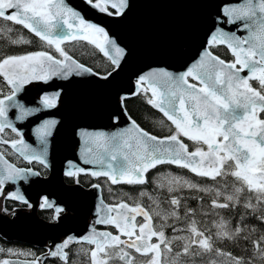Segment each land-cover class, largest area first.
I'll use <instances>...</instances> for the list:
<instances>
[{"label":"snow or ice","instance_id":"1","mask_svg":"<svg viewBox=\"0 0 264 264\" xmlns=\"http://www.w3.org/2000/svg\"><path fill=\"white\" fill-rule=\"evenodd\" d=\"M85 2L108 15L123 16L129 8L128 0ZM219 24L234 25L236 31H227ZM16 25L27 29L49 48L54 47L61 58L50 51L0 58V79L9 89L5 93L0 88V145L10 146L13 155L29 163L35 161L48 167L46 148L33 149L9 117L13 108L18 109L15 119L20 121L41 112L40 108H26L19 103L17 94L33 82L48 83L56 77L68 79L92 73V69L65 51L61 46L65 42L83 40L93 44L114 68L120 66L125 50L117 46L103 27L87 21L66 0H0V38L10 44L30 43L17 34ZM214 29L204 51L183 72L160 69L137 78V91L132 95L146 96L147 103L174 126L171 134L151 135L134 120L130 126L110 133L79 131L83 163L98 169L72 166L75 170L67 172L70 177L81 173L105 177L112 185H147L150 170L160 165H175L212 183L159 175L156 189L167 193L166 196L161 198L146 191L138 193L139 198H148L149 207L141 199L133 203L119 197L112 204L101 201L87 234L68 235L39 256L0 248V253L6 252L8 256L32 257L27 261L0 259V264H44L49 258L59 259L61 264H75L69 256L72 244L94 246L79 250L89 258L90 264H264V0H243L223 6ZM237 32L246 35H237ZM221 45L229 50L232 60L225 61L211 51ZM245 72L246 75L242 74ZM110 75L108 72L103 78ZM128 98L126 95L122 99ZM58 99L59 93L44 95L43 108L56 107ZM113 119L118 122L119 117ZM57 123L54 119H45L36 128L45 145ZM6 129L18 138H5ZM185 139L191 143V150ZM5 151L0 148V196L6 201L28 204L18 189L13 188L5 195V188L29 174L39 176L40 173L10 163ZM228 177L233 178L231 185ZM93 187L99 189L100 185ZM184 190L197 195L181 196ZM205 196L210 198L207 211L203 205ZM189 198L199 202L198 208L188 205ZM164 203L169 207H162ZM42 207H52L47 198ZM224 210L235 213V222L221 214ZM55 211L58 217L63 209ZM198 214L213 217L211 229L198 226L202 223L196 219ZM154 217L161 223L154 225ZM181 224L184 226H178ZM96 225L111 226L116 234L100 231ZM256 225L260 226L259 235ZM168 228L172 236L166 234ZM217 241L231 243L249 254L233 256L217 247ZM137 256L143 258L142 262Z\"/></svg>","mask_w":264,"mask_h":264},{"label":"water","instance_id":"2","mask_svg":"<svg viewBox=\"0 0 264 264\" xmlns=\"http://www.w3.org/2000/svg\"><path fill=\"white\" fill-rule=\"evenodd\" d=\"M66 2L80 11L87 21L103 27L117 46L125 50V55L120 66L109 71L112 75L107 79L103 77L108 72L94 75L92 73L97 72L92 69V73L73 75L68 79L56 77L48 83L33 82L26 85L17 94L16 100L26 108H40L41 112L36 116L20 121L15 119L18 109L13 108L9 111V117L23 133L24 140L36 151L46 148L48 167L42 166L48 171V175L29 174L26 179L18 180L15 185L10 184L5 188V195L13 188L18 189L31 203V207L28 211L21 207H16L8 213L0 211V236L33 245L47 244L48 249L54 244H60L68 235L79 237L87 234L95 222L94 213L101 201L108 204L102 198L100 188L93 187L95 184L84 190L81 188L84 193H88L89 190L94 193L82 195L87 200L85 203H89V211L83 219L71 220L69 216L73 215L75 210L73 209L74 212L71 213L69 210L72 208H68V205L62 202L64 195L71 193L66 192L63 189L65 187L74 188L80 194L77 188H80L81 184H68L65 181V177H69L67 172L75 170L72 166L89 170L98 169V166L83 163V143L78 132L110 133L130 126L133 119L128 114L122 98L126 95L129 98L135 96L132 93L137 91L138 76L160 69L175 73L183 72L209 43L221 8L241 3L243 0H128L129 8L123 16L100 13L90 7L85 0ZM217 26L224 27L227 31H236L234 25ZM236 34L246 35L242 32ZM56 93H59L56 107L44 109L43 96H52ZM114 117H119L118 122L114 121ZM45 119H54L58 122L46 145L36 133V128ZM9 162L13 163L10 160ZM20 168L36 171L31 167ZM57 186L62 187L58 189ZM71 195L76 196V193L72 192ZM42 196H44L42 205L47 198L54 209H63L56 220L49 221L38 214L37 207ZM2 198L3 196L0 197V202ZM97 229L110 231L107 228ZM47 251L42 254H46ZM7 259L30 260L19 256Z\"/></svg>","mask_w":264,"mask_h":264},{"label":"trees","instance_id":"3","mask_svg":"<svg viewBox=\"0 0 264 264\" xmlns=\"http://www.w3.org/2000/svg\"><path fill=\"white\" fill-rule=\"evenodd\" d=\"M9 26L12 25L9 24ZM15 29H18V33H17L18 35L23 36L26 40H29L31 42L27 44H10L5 39L0 38V58L7 55H23L35 51H50L53 55L57 56V58H60L59 54L55 51L54 47L49 48L43 41H41L34 34L30 33L27 29H23L22 26L19 25H16ZM15 36L16 34L13 35V38H15ZM61 46L65 49V51L68 52L69 55L73 56L80 63L87 65L88 67H90L99 74H106L107 72L113 69V66L111 65L109 59L105 57L98 48H96L93 44L89 42L83 40L69 41L62 44ZM211 50L213 53H215L225 61L232 60L231 54L229 53L227 48L223 45L218 47H213L211 48ZM0 88H3L5 93L9 92L8 87L3 83L2 79H0ZM148 95L150 96V93ZM124 105L130 117L148 132L155 134L157 136H167L171 134L170 129L174 128V126L171 125V123L163 116V114H161L153 106L147 103L146 96L144 95L132 96L124 100ZM184 141L186 143H189V148L191 150L192 149L191 143L187 139H185ZM8 158L14 161L12 156H8ZM38 168L40 167L38 166ZM165 168L168 170L175 169L177 171H180L185 175L190 176L192 180L197 181L198 183L201 184L212 183V181L210 180L195 176L194 174L190 173L187 169L177 168L175 165H160L156 169L150 170L147 173L150 183L147 185H128L125 183L112 185L110 181H108L105 177L103 178H93L91 176L88 177H90L93 182H98L101 186H154L153 180L156 177L155 172H158ZM43 172H46V170H44ZM232 180H233L232 177L227 178V182L229 183V185H231ZM192 206L196 208V203L194 201ZM222 214L225 217L232 216L233 218L234 216L235 218V213H229L227 210H224ZM228 214H232V215H228ZM220 242H223L224 244L228 245V242L225 241H220ZM10 243H11L10 246H12L13 248L16 247L17 245L19 246H21V244L23 245L22 242L16 240H11ZM241 247H243V245ZM231 252L235 256L248 255V253L242 252L240 248H236V247L233 248Z\"/></svg>","mask_w":264,"mask_h":264},{"label":"flooded vegetation","instance_id":"4","mask_svg":"<svg viewBox=\"0 0 264 264\" xmlns=\"http://www.w3.org/2000/svg\"><path fill=\"white\" fill-rule=\"evenodd\" d=\"M232 59H233V57H232ZM252 83H253L254 87L257 86V82L254 81ZM5 132L7 134L5 138H18V137H16L15 133H10L7 129L5 130ZM0 148H5L6 149L5 156L7 158H8V156H12L14 161L10 160L9 158L8 159L10 161H12L14 164H16L17 166H20V167H31L34 170L38 171L40 173V175H42V176L48 175V171L42 165H40L39 163H36V162L26 163L18 155H13L12 154L13 151L11 150L10 146L0 145ZM36 166H37V168H38V166L40 168L37 169ZM44 170H46V172H43ZM170 170H171V172H173V173H170L172 175L183 176V177H185L187 179H190L187 175H185L184 173H182L180 171H177L175 169H170ZM88 176H91V175L78 174L76 177H70V176L69 177H65V181L68 184H73V183L81 184L80 189L83 188V190H84V188H88V187L92 186L93 184H99L98 182H93L91 180V178L88 177ZM93 178H96V177H93ZM99 178H103V177H99ZM156 179L157 178H154V180H153V185L154 186H101L99 184L100 185V192L102 194V198L108 204H112V203L116 202L118 197L121 198V199H124V200H128L129 203H133L135 200L141 199V198L138 197V193L141 192V191H146V192L151 193L153 195H159V196H161V198H163L164 196L167 195V193L156 189V184H155ZM190 180H192V179H190ZM77 181H79V182H77ZM194 182H197V181H194ZM110 189H111V191H110ZM83 190L81 189L82 195H86V196L89 195V193H84ZM180 195L184 196V197H192V196L197 195V194L196 193H191L188 190H184L182 193H180ZM43 197L44 196L40 197V199H39V203H38V207H37L38 214L42 218H44L46 220H49V221L56 220L57 213H56V211H55V209L53 207H42ZM130 197H131V199H129ZM83 200H86L84 198V196H83ZM193 201L196 203V208H198L199 202L197 200H195V199L189 198L188 199V205L190 207H193L192 206L193 205ZM141 202L144 204L145 207H149V205H150V201L148 200L147 197H143L141 199ZM203 205H204L205 211H207V205L208 204H207L206 198H204ZM16 207H21V208H23L24 211H28L30 209V207H31V203L28 202V204H24L23 202H18V201H14V200H7L6 201L4 199V197L2 198V201L0 202V211L3 212V213L11 212ZM162 207L168 208L169 205L164 203V204H162ZM5 208L7 209V212L4 211ZM68 208H72V207L68 206ZM69 211L72 213L71 209ZM225 218L226 219H231L234 222V216H233V218H232V216H226ZM212 219H213L212 216H205V219H201V218L197 219V221L202 222L198 226L201 227V228L208 227L209 229H211L212 228V225H211V220ZM137 221L138 222H142V218L141 217H137ZM153 223L155 225V224L161 223V221H159L157 218L154 217ZM169 223H171V221H169ZM178 226L183 227L184 225L181 224V225H178ZM256 227H257V230H258L257 231V235H259L260 226L256 225ZM96 228H107L110 231H112L113 234H116L115 230L111 226L106 227L104 225H96ZM165 231H166V234L168 236H172L173 235L172 230L170 228L166 229ZM212 231L214 232V229H212ZM10 241L11 240H8V239L3 238V237L0 236V248H3L5 250L12 249L13 247L10 246V244H11ZM19 242H22L23 245L21 244V246L17 245L16 247H14V248L18 249L17 252H32V253H35L38 256V255H40L42 253H45L48 250L47 244H43V245L39 246V245L29 244V243L24 242V241H19ZM153 242H155V238H154ZM231 245L232 244L226 245V244H224L223 242H220V241H217V243H216V246L219 247L224 252H231V250H232V246ZM83 246H86L88 249L94 247V246H90V245H87V244H85ZM225 246H227V247H225ZM248 247L251 248V245H248ZM20 249H26V251H21ZM70 249H71V251L69 253V256H70L71 260L75 261V264H90L89 258L86 255H84L83 253L79 252V250H80V245L79 244H72L70 246ZM74 253H76V255H74ZM8 257H14V256H8L6 252L0 253V259H7ZM19 257L30 258V259L32 258V257L23 256V255H19ZM139 258L140 257L137 256V259H139ZM44 264H61V261L59 259H56V258H49V259L44 261ZM110 264H111V262H110Z\"/></svg>","mask_w":264,"mask_h":264},{"label":"bare ground","instance_id":"5","mask_svg":"<svg viewBox=\"0 0 264 264\" xmlns=\"http://www.w3.org/2000/svg\"><path fill=\"white\" fill-rule=\"evenodd\" d=\"M139 125V124H138ZM140 126V125H139ZM141 127V126H140ZM142 128V127H141ZM144 129V128H143ZM145 130V129H144ZM147 131V130H146ZM148 132V131H147ZM150 133V132H149ZM152 134V133H151ZM153 135H155V134H153ZM155 136H157V135H155ZM159 137H164V136H159ZM185 142V141H184ZM186 143V142H185ZM42 176V175H41ZM38 187V186H37ZM58 187V189H61V187L62 186H57ZM66 192H74V193H76V196H72V195H64V197H63V199H64V201H62V202H64V203H66L68 206H70L69 205V203L70 204H72L70 207H72V209H71V211H72V213L74 212L73 211V209L75 210V213L73 214V215H70L69 217H70V219L71 220H78L79 218H82L83 219V217L85 216V214H86V212L87 211H89V208H88V204H86L85 203V201H87V200H83V197H82V193H81V189L80 188H77V189H79L78 190V192L80 193V194H78L75 190H74V188H67V187H65V188H63ZM47 191V190H46ZM48 192V191H47ZM70 193V194H71ZM90 195H94V193L92 192V191H90L89 190V192H88Z\"/></svg>","mask_w":264,"mask_h":264},{"label":"rangeland","instance_id":"6","mask_svg":"<svg viewBox=\"0 0 264 264\" xmlns=\"http://www.w3.org/2000/svg\"><path fill=\"white\" fill-rule=\"evenodd\" d=\"M61 58V57H60ZM170 173H173V172H171V170H168V169H163V170H160V171H158V172H155V174H156V177L155 178H158V176L159 175H163V174H170ZM172 175V174H171ZM190 179H191V177L190 176H188ZM205 198H206V200H207V204L209 203V197H207V196H205ZM228 215H232V214H228ZM205 219V216H200L199 214L196 216V219ZM228 244H231V243H228ZM232 246V249L233 248H235L233 245H231ZM81 247H83V248H85V249H88L86 246H81L80 245V249H81ZM248 247V246H247ZM249 248V247H248ZM250 249V248H249ZM12 250H14V251H17L18 249L17 248H12ZM21 251H26V249H20ZM232 253V252H231ZM249 254V253H248ZM232 255L233 256H235L233 253H232ZM142 259L143 258H139L138 260H140L141 262H142Z\"/></svg>","mask_w":264,"mask_h":264}]
</instances>
